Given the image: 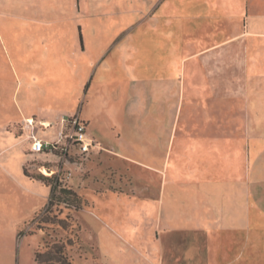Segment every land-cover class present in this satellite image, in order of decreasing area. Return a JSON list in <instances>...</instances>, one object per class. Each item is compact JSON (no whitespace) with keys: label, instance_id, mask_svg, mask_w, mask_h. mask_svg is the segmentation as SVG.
Returning a JSON list of instances; mask_svg holds the SVG:
<instances>
[{"label":"rangeland","instance_id":"obj_1","mask_svg":"<svg viewBox=\"0 0 264 264\" xmlns=\"http://www.w3.org/2000/svg\"><path fill=\"white\" fill-rule=\"evenodd\" d=\"M160 1L0 0V264H35V251L68 239L72 264H156L164 230L187 228L178 220L183 206H172L171 194L195 190L196 171L211 159L214 174L228 184L233 180L228 169L239 161L231 150L234 141L240 148L246 144L242 128L249 122L242 101L229 112L227 98L217 100L207 80L206 101L202 94H187L183 103L159 89L162 84L151 83L149 68L162 70L178 54H165L157 45L163 38L149 36V26L160 16L180 22L181 10L186 11L180 0H169V6ZM79 28L86 38L83 53ZM183 32L184 42L196 36ZM95 71H104V77ZM91 77L93 89L87 92ZM157 93L159 101L153 99ZM154 108H165L166 117ZM26 116L36 137L51 143L60 137V119L78 116L99 150L59 160L57 155H24L17 122ZM41 120L51 127L40 128ZM157 126L161 136L153 133ZM216 127L226 134L202 132ZM233 128L235 135L229 132ZM251 135L264 140V133ZM169 136L171 144L164 139ZM263 149L264 142L252 150L251 189L258 197L252 200L251 230L236 245L231 235L213 232L217 244L206 250L208 264H264ZM41 177L49 179L48 185L37 180ZM55 182L78 195L80 211L64 204L45 210ZM53 216L67 219L68 228L43 223ZM191 247V253L202 254Z\"/></svg>","mask_w":264,"mask_h":264},{"label":"crops","instance_id":"obj_2","mask_svg":"<svg viewBox=\"0 0 264 264\" xmlns=\"http://www.w3.org/2000/svg\"><path fill=\"white\" fill-rule=\"evenodd\" d=\"M165 2L167 6L171 5L169 0H161L159 5ZM180 2L186 7V11L181 10L180 22H177L176 17H171V15L160 16L155 17L154 23L149 26V36L157 37V39L163 38V42L158 41L157 45H163L164 48L161 49L165 54H178L173 62L165 61L162 70L158 67L149 68L153 77L151 83L159 86L162 84L159 89L164 88L173 92V96H179L182 103L185 102L187 94H202L206 101L205 91L210 85L217 100L221 96L227 98L231 105L229 112L235 113L237 108L233 104L237 100L242 101L240 103L243 106L245 117L249 119V122L242 128L246 144L240 148L234 141L231 150L235 155V160L239 162H233V167L228 169L233 176L229 184L221 179L223 178L221 175L214 174L215 166L213 165L216 163H213L212 159L209 164L200 161L201 165L206 164L207 166L201 170L203 175L197 170L194 182L187 181L194 185L195 190L187 189L178 192L179 195L171 194L170 197L172 206L177 205L180 208L183 206L184 213H181L178 220H183L187 228L168 227L164 230L165 233L159 238L162 256L156 264H208L206 250L217 244L213 232H216L218 236L219 232L231 235L236 245L240 243L241 237L251 230L252 200L258 197L251 189V166L255 165L252 150L260 148L264 142L261 138L253 139L251 135L254 132L264 133V0H180ZM184 30L186 33H195V38L184 42ZM78 31L81 49L79 52L83 53L86 51V38L82 28ZM202 34L205 40L200 41ZM177 38L180 39V47L177 44ZM181 48L188 49L182 50ZM151 57L156 58L154 52ZM153 63L155 62L151 64ZM117 70L119 71L120 67ZM98 74H96L98 77L105 75L104 71H99ZM93 77L88 82L87 92L93 89ZM205 80L209 85L205 83ZM158 96L160 93H157L153 99L159 101ZM155 111H157V116L166 117L165 108L155 109ZM253 119L261 120L256 123ZM25 120H31V118L22 117L17 124ZM45 121L41 120V122ZM161 129V126H157L153 133L161 136L163 132ZM214 130L213 132L202 130V132L203 134H226L225 129L220 127ZM195 132L199 133L198 128ZM229 132L235 135L234 128L229 129ZM5 136L6 141L10 139L9 134ZM12 138L14 139V135ZM235 138L234 136L233 140ZM164 139L171 144V136ZM25 140L23 138V141ZM213 140L216 139L213 138ZM27 146L28 144L25 148ZM98 150L94 147L91 152H98ZM226 152L229 153V151ZM19 153L24 154L21 151ZM259 155L261 159L264 158V149L261 153L259 152ZM260 164H264V159ZM204 173L211 178H207ZM206 179H211L215 187L206 183ZM195 195L199 197L197 202L193 199ZM259 209L264 213V207H259ZM191 246L198 247L202 250V254L198 257L193 251L191 253L188 249ZM149 261L154 264L153 261Z\"/></svg>","mask_w":264,"mask_h":264},{"label":"trees","instance_id":"obj_3","mask_svg":"<svg viewBox=\"0 0 264 264\" xmlns=\"http://www.w3.org/2000/svg\"><path fill=\"white\" fill-rule=\"evenodd\" d=\"M78 117V116H76ZM75 117H70V118H62V119H67V120H72ZM78 120L80 122H82L85 125L86 128V122L80 120V118L78 117ZM61 121V119H60ZM34 122L36 123V120H34ZM40 123H49V122H40ZM61 125V123H60ZM19 127V133L20 134V139L24 137V139H26L25 141L22 140V149H25V154L30 155V156H38V155H53L57 158L58 160L62 157V151L56 149L53 150L52 152H49L48 150H43L40 153H34L30 151V146H29V141L27 140V135H29V131L25 130V123H21L17 125ZM51 127V123H49V126L47 128ZM40 128L42 129H47L46 127L40 125ZM62 128H60L61 131ZM27 131V133H26ZM6 133H9L7 130L5 131ZM86 133V131H85ZM87 136V135H86ZM93 140V139H92ZM94 141V140H93ZM28 144V146L25 148V146ZM94 147H96V142H94ZM91 147L90 152L92 150ZM71 152V150H70ZM90 155V154H89ZM255 166V165H254ZM253 166V167H254ZM255 168V167H254ZM38 181L46 184V179L45 177H41V178H37ZM45 180V181H44ZM59 191V194H57V192ZM59 204H64L67 208L71 209L73 208L75 211H80L81 210V201L80 198L78 197V195L74 192H72L71 190H67L62 188L59 183L55 182V184H51L50 185V194H49V200L47 202L46 205V209H51L53 206L55 205H59ZM43 223H47V224H57L59 227H61L63 230H66L68 228V222L67 219L66 220H61L58 219L57 217L53 216L51 218L47 217L46 219H44ZM73 245V241H71L70 239H68L66 242L58 240V241H54L52 243H47L45 244L44 248L41 250H37L33 253V262L35 264H72L69 257L67 256L66 253V248L67 246H72Z\"/></svg>","mask_w":264,"mask_h":264},{"label":"built area","instance_id":"obj_4","mask_svg":"<svg viewBox=\"0 0 264 264\" xmlns=\"http://www.w3.org/2000/svg\"><path fill=\"white\" fill-rule=\"evenodd\" d=\"M25 129L29 131L27 140L31 152L40 153L43 150L52 152L53 150L62 151V157L67 156L88 157L91 147H94V141L86 136L85 125L75 117L72 120L61 119V131L59 139L56 142L41 140L36 137L32 120H25ZM44 127H48L49 123H40ZM71 150V152H70Z\"/></svg>","mask_w":264,"mask_h":264}]
</instances>
